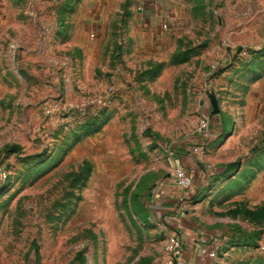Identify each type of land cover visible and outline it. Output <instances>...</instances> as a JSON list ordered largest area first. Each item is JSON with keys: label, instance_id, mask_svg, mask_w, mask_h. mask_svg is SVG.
<instances>
[{"label": "rangeland", "instance_id": "obj_1", "mask_svg": "<svg viewBox=\"0 0 264 264\" xmlns=\"http://www.w3.org/2000/svg\"><path fill=\"white\" fill-rule=\"evenodd\" d=\"M263 148L264 0H0V264H264Z\"/></svg>", "mask_w": 264, "mask_h": 264}, {"label": "crops", "instance_id": "obj_2", "mask_svg": "<svg viewBox=\"0 0 264 264\" xmlns=\"http://www.w3.org/2000/svg\"><path fill=\"white\" fill-rule=\"evenodd\" d=\"M259 155V158L258 156H255L257 158H255L253 155L251 156V159H252V163L253 164V168L252 169H256V175L254 178H246V183L250 184V186H254L255 188H259L260 190V193L262 195H264V148L261 149V153L258 154ZM254 157V158H252ZM258 159V162L260 160V162L256 165L255 164V160ZM208 167L211 169V166L210 164H208ZM190 174V172H188ZM195 173V172H194ZM196 174L198 175L197 177V180H198V183L197 184H200V186H205V184L208 182V180H210V177L206 174H201L200 175V172L196 171ZM192 175V174H191ZM170 181L172 183H174L175 185V188H177L176 192H174V196L176 195V198L174 200H171V199H167V198H160V201H159V204L161 205V211L166 214L167 216H170L173 217V219H181V217H178L180 214V210L177 209V206L178 204H176L179 200L177 199L178 197H180L181 195L183 196L181 199H184L186 200L185 203H188V199H190V196H187V195H191L193 196L192 194H190V192L188 190H182L180 189L178 186H177V183L175 182L174 178H170ZM167 185V184H166ZM170 187V185H168ZM165 190V191H164ZM168 190V189H167ZM166 190V188L163 189L162 191V195L163 197H165V193H168V191ZM192 191V190H191ZM189 192V193H188ZM180 199V200H181ZM186 207V206H185ZM188 210L185 211V214H188ZM181 229V227H180ZM195 246L194 245H189L186 247V251H184L183 255H182V261L185 263V264H191L192 260L195 258Z\"/></svg>", "mask_w": 264, "mask_h": 264}, {"label": "built area", "instance_id": "obj_3", "mask_svg": "<svg viewBox=\"0 0 264 264\" xmlns=\"http://www.w3.org/2000/svg\"><path fill=\"white\" fill-rule=\"evenodd\" d=\"M202 124H203V128H206L209 125V122L208 120L205 119L203 120ZM194 151L198 152L199 149L196 148L194 149ZM173 165L174 166H173L172 176L175 182L177 183V186L182 190L190 191L193 186L192 175L188 173L181 159L175 158ZM189 200L190 199H188V201ZM181 201L186 202V200L184 199H181ZM180 238H181V234L179 231H177L176 233H171L168 239V246H167L168 251L177 259H179L184 253ZM198 253L201 256L208 258H214L216 256L215 252L211 251L209 248H204V247H199Z\"/></svg>", "mask_w": 264, "mask_h": 264}, {"label": "water", "instance_id": "obj_4", "mask_svg": "<svg viewBox=\"0 0 264 264\" xmlns=\"http://www.w3.org/2000/svg\"><path fill=\"white\" fill-rule=\"evenodd\" d=\"M210 99H211V104H212V107H213V113L218 114L219 111H220V108H219V104H218L217 98H216V96L213 93L210 94ZM151 195H152V193H150L149 197H151Z\"/></svg>", "mask_w": 264, "mask_h": 264}, {"label": "trees", "instance_id": "obj_5", "mask_svg": "<svg viewBox=\"0 0 264 264\" xmlns=\"http://www.w3.org/2000/svg\"><path fill=\"white\" fill-rule=\"evenodd\" d=\"M220 113V112H219ZM218 115V114H217Z\"/></svg>", "mask_w": 264, "mask_h": 264}]
</instances>
